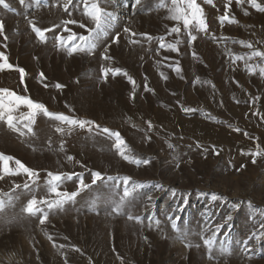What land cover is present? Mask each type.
I'll use <instances>...</instances> for the list:
<instances>
[{
	"label": "rangeland",
	"instance_id": "obj_1",
	"mask_svg": "<svg viewBox=\"0 0 264 264\" xmlns=\"http://www.w3.org/2000/svg\"><path fill=\"white\" fill-rule=\"evenodd\" d=\"M6 3L0 53L14 67L0 70V89L94 123L39 113L29 132L24 106L13 113L18 130L0 121V154L12 158L9 172L0 161V264H264V58L249 59L264 52V12L249 0H196L206 30L185 29L169 18L171 0H99L115 20L91 53L68 55L79 43L68 37L93 27L82 0ZM226 14L235 22L221 23ZM103 69L121 73L105 79ZM48 173L71 177L58 190L77 195L25 212L34 197L56 198Z\"/></svg>",
	"mask_w": 264,
	"mask_h": 264
},
{
	"label": "snow or ice",
	"instance_id": "obj_2",
	"mask_svg": "<svg viewBox=\"0 0 264 264\" xmlns=\"http://www.w3.org/2000/svg\"><path fill=\"white\" fill-rule=\"evenodd\" d=\"M23 2V0H21ZM70 3L71 0H68ZM83 2V7H84V15L87 16L92 24L93 27L88 28V34L87 35H80L79 37H75V34L72 36L68 37L69 41H73L74 39H78L79 43H73L71 47H67L68 55H72L73 53L76 52H88L91 53L95 47V38L98 37L99 35L103 34L105 29L107 27H110L112 22L115 20V17L112 15V13L107 12L104 8H102L99 4V0H82ZM140 0H136V3L138 4ZM211 2V0H209ZM238 3L241 2V0H237ZM249 2L260 12H264V6H261L260 4L256 3V0H249ZM172 7L169 8L170 16L169 18L176 21L177 25H179L181 22L183 24V27L185 29H190L191 26L195 25L197 26L200 30H206V24L203 19V13L202 9L199 7V5L196 3V0H171ZM0 5L3 7L7 8L8 4L6 3V0H0ZM165 5L163 3L160 4V7H164ZM66 7V6H65ZM229 7V5H226V8ZM221 23H223L225 20H228L229 22H235L233 18H230L227 16H222L220 18ZM31 23V22H30ZM66 23H77L76 21H68ZM80 27L85 28L87 27L84 24H81ZM33 32L36 33L37 37L41 42H46V36L45 32L48 30H44L41 28L36 27L35 25L32 26ZM67 30V29H66ZM125 31H129L128 29H125ZM181 31L179 26H173L170 29V33H177L179 34ZM3 32V24L0 22V33ZM134 35V34H133ZM6 38V37H5ZM148 39H152V37H147ZM189 38L190 40L194 41L196 39L195 36L191 35V32L189 31ZM57 39L60 41V46L61 47H66L65 42L62 38L57 37ZM161 41L160 47L164 48L167 47L171 49L172 51H177L178 49L176 48L175 44H165L164 37H159L158 38ZM118 41V37L114 38V42ZM179 41H176V44H178ZM244 44V42H241ZM244 46L251 48L252 46L250 44H244ZM252 57H261L264 58V52L260 51H253L251 54V59ZM103 59L107 60L110 59L106 54L102 57ZM236 59H243V57H236ZM13 65L9 64L7 62V58L4 56L3 53H0V70H5V69H13ZM20 72L21 79L23 80L24 77V70L23 69H16ZM103 75L105 79L107 78L109 72H112L114 75L115 74H120L121 70L120 69H103ZM179 71V69H177ZM261 75H264V68L260 69ZM125 76H127V73H123ZM43 74H41L42 76ZM130 82L134 83V81H131V77H129ZM57 88L62 87V85L57 84ZM21 106H24L28 109L26 115L24 116V119L28 121L27 124H25V127L28 128V131L31 132V127L30 125L34 122L35 117L39 113H43L45 116H48L50 118H53L55 120L67 123L69 125H79L80 127H85L88 124L94 123L92 121H84V120H76L74 118H71L69 116L64 115L63 113H52L49 112L47 107L42 104V103H37L34 102L32 99H30L27 96H21L16 94L13 91H10L8 89H0V121H6L8 126L10 128H13L14 130H18L16 127V120L17 118L13 115V113L18 110ZM99 127V126H97ZM57 131H63V129L58 128ZM105 133H108L110 136L115 137V147L119 150L120 155L128 160L130 159L127 155H125V148L126 144L120 137V134L118 132H111V130L104 128L102 130ZM23 134V133H21ZM169 147H172L169 145ZM257 155L259 152L256 153ZM11 157H6L3 154H0V161L3 162L4 164V171L9 172L8 168V161L11 160ZM71 159V157H69ZM130 162H135V163H140L139 161H130ZM15 163L18 165L17 171H23L24 173H27L29 176H35L36 173L24 166L19 160L15 161ZM143 163H147V161H144ZM15 174V173H11ZM50 179L48 181V186H49V193L55 195V199H52L51 201L47 199L43 200H37L35 197L30 200L24 211L29 213V214H37L41 213L43 209L39 206L40 204H46L49 209L53 207H61L67 200L73 199L77 193H67V192H60L58 190L59 188V183L62 181L64 178L70 179L71 177H62L60 174H53V173H48ZM2 178V177H0ZM93 178L94 182L96 179L100 178V173L96 172L93 173ZM109 179H112L111 177ZM129 178L124 179V183H128ZM81 185L83 186L82 182ZM27 187V185H25ZM129 194V191L127 187L125 188L124 195L127 196ZM216 197L213 196V199ZM4 206V201L0 200V209H2ZM132 217H130L131 219ZM47 219V213H44L40 223L43 224L45 220ZM139 219V218H136ZM157 223H159L157 221ZM173 227L175 228L176 225L173 224ZM264 227V225H262ZM50 238V237H49ZM51 239V238H50ZM213 239L214 238H209L204 241V243L208 246L211 247L213 244Z\"/></svg>",
	"mask_w": 264,
	"mask_h": 264
}]
</instances>
